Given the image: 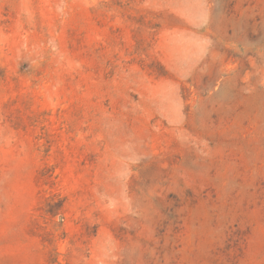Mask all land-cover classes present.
<instances>
[{
    "label": "rangeland",
    "instance_id": "374dc122",
    "mask_svg": "<svg viewBox=\"0 0 264 264\" xmlns=\"http://www.w3.org/2000/svg\"><path fill=\"white\" fill-rule=\"evenodd\" d=\"M0 264H264V0H0Z\"/></svg>",
    "mask_w": 264,
    "mask_h": 264
}]
</instances>
